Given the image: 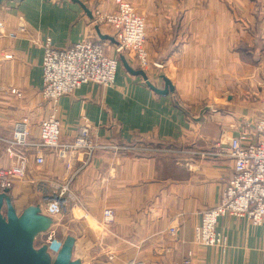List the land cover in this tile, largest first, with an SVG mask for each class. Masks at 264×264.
Listing matches in <instances>:
<instances>
[{"label":"crops","instance_id":"1","mask_svg":"<svg viewBox=\"0 0 264 264\" xmlns=\"http://www.w3.org/2000/svg\"><path fill=\"white\" fill-rule=\"evenodd\" d=\"M143 1L153 4L145 41L151 65L144 71L155 88L164 87V75L173 89L155 92L123 66L120 56L141 69L132 55L117 53L115 43L103 40L106 54L118 59L111 86L83 83L56 104L41 94L42 42L50 37L54 47H68L96 37V26L112 35L110 25L92 22V13L114 10V0L0 3L2 164L11 162L5 140L24 118L30 142L26 176L8 188L11 202L18 213L37 204L47 214L59 191L55 186L67 184L71 199L50 215V250L55 254L71 235L72 258L83 264H171L189 253L190 264H264V225L224 215L217 221L224 246L192 238L201 212L218 203L233 173L232 159L218 147L264 118V0L234 2L232 13L223 2L221 12H211L209 0ZM20 24L25 30L9 38L6 33ZM51 113L60 120L61 140H72L85 118L96 126L99 141L119 148L97 150L91 158L74 155L67 166L52 150L34 145L40 120ZM105 208L114 214L107 225ZM171 226L178 227L175 237L167 233Z\"/></svg>","mask_w":264,"mask_h":264},{"label":"built area","instance_id":"2","mask_svg":"<svg viewBox=\"0 0 264 264\" xmlns=\"http://www.w3.org/2000/svg\"><path fill=\"white\" fill-rule=\"evenodd\" d=\"M114 3L115 9L112 11L95 9L92 22L97 25L109 24L116 42L115 51L120 54L128 52L139 68L146 70L151 62L145 48V19L127 0H114ZM4 29V23L0 20V33ZM24 30V25L20 24L15 31L7 32L6 35L14 39ZM42 48L41 94L49 103L56 104L62 95L72 93L83 83L92 82L108 87L114 81L118 59L106 54L105 44L97 36L86 37L64 48L54 47L51 38L46 37ZM3 57L9 58L11 54L5 53ZM9 92L22 96L16 88H10ZM60 127V120L54 113L41 119L38 141L34 145L38 149L52 150L58 157L67 161V166L74 155L82 154L91 158L97 150L119 148L116 143L99 141L96 126L85 118L70 141L60 139ZM251 129L239 131L230 137L226 146L218 147L232 159L233 173L222 185L218 203L201 212L200 221L193 227L192 238L198 244L224 246L225 236L217 230L218 218L224 215L244 218L252 225H264V119L259 120ZM28 138V123L24 118L14 124L11 138L5 140V151L11 162L9 165H3L0 161V191L10 188L15 181L26 176V149L30 145ZM37 159L40 161L42 158ZM55 188L59 191L48 202L46 212L49 215L61 213L65 203L71 199L67 184L56 185ZM113 215L111 208L103 210L105 225L112 222ZM177 232V226H171L167 230L171 237H175ZM44 233L42 243H46L50 248L55 231L48 229ZM190 256L191 253L187 258L175 260L171 264H190Z\"/></svg>","mask_w":264,"mask_h":264},{"label":"water","instance_id":"3","mask_svg":"<svg viewBox=\"0 0 264 264\" xmlns=\"http://www.w3.org/2000/svg\"><path fill=\"white\" fill-rule=\"evenodd\" d=\"M83 8L91 16L90 11L85 6ZM95 29L99 39L116 43L113 36L102 33L98 26ZM120 60L127 71L142 76L155 92L165 94L173 89L166 76H161L164 87L157 89L148 81L144 70L132 68L123 56ZM7 192L8 189L0 191V264H83L72 258L74 238L71 235L64 238L53 256L49 254L46 243L35 247L37 235L47 231L52 224L50 215L42 212L37 204L28 205L18 213Z\"/></svg>","mask_w":264,"mask_h":264},{"label":"rangeland","instance_id":"4","mask_svg":"<svg viewBox=\"0 0 264 264\" xmlns=\"http://www.w3.org/2000/svg\"><path fill=\"white\" fill-rule=\"evenodd\" d=\"M127 1L132 5V7L135 9V11L137 13L139 12L138 14H140V15L142 14V16L145 19V27H146L147 26V15L150 13H153V4L151 6H145L143 0H127ZM175 1H177V0H175ZM238 1L239 0H209V8H210V11L213 13L221 12V2H223V4L226 6V11L229 13L230 12L232 13L234 11V8H235L234 2H238ZM196 7H201V6H196ZM204 7H205V5H204ZM92 18H93V13H92ZM101 24H106V23H101ZM101 24H98V25H101ZM111 36H113V35H111ZM121 54H128V52H124ZM261 119L263 120L264 118L262 117V118L256 120L253 123V126L255 124H257V122ZM49 229H50V227H49ZM42 238H43V235L41 233L37 235V237L34 240L35 247H38L41 244H44V243H42ZM47 250L51 256L54 255V252L52 250H50V248L47 247Z\"/></svg>","mask_w":264,"mask_h":264}]
</instances>
